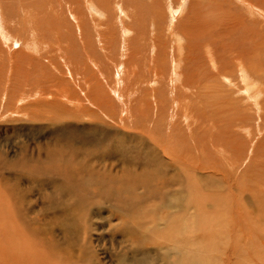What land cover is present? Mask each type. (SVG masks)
<instances>
[{"label": "rangeland", "instance_id": "obj_1", "mask_svg": "<svg viewBox=\"0 0 264 264\" xmlns=\"http://www.w3.org/2000/svg\"><path fill=\"white\" fill-rule=\"evenodd\" d=\"M246 1L0 0V204L13 189L3 165H14L12 195H24L37 224L65 208L76 225L65 236L56 221L42 238L62 248L72 240L74 256H51L37 239L31 249L19 242L22 233L13 241L15 224L0 212L7 255L21 264H264V0ZM42 167L82 177L65 185Z\"/></svg>", "mask_w": 264, "mask_h": 264}, {"label": "bare ground", "instance_id": "obj_2", "mask_svg": "<svg viewBox=\"0 0 264 264\" xmlns=\"http://www.w3.org/2000/svg\"><path fill=\"white\" fill-rule=\"evenodd\" d=\"M231 2V1H230ZM244 4H245V2H243ZM246 5H248L249 7H251V2L248 0V2L246 1ZM251 3V4H250ZM260 3V2H259ZM222 8L225 6L223 3H222ZM252 8V7H251ZM228 9V8H227ZM122 14V13H121ZM228 14V13H227ZM229 16V15H228ZM46 20V19H45ZM134 21V20H133ZM37 22V21H36ZM139 24V23H138ZM228 25V24H227ZM32 26V25H31ZM138 26V25H137ZM195 26H198V28L200 27V31L199 32H197V37L199 38V37H202L201 35H202V27H204L203 25H201L200 23H196L195 24ZM224 26V25H223ZM30 27V26H29ZM189 27V26H188ZM188 27L186 28V29H188ZM230 27V26H229ZM235 27V26H234ZM31 28H35V27H31ZM126 28V27H125ZM146 28H147V26H146ZM223 28V27H222ZM29 29V28H28ZM185 29V30H186ZM232 29V28H231ZM246 29V28H245ZM30 30V29H29ZM41 30V29H40ZM195 31H196V29H194ZM203 30H204V28H203ZM225 30V29H224ZM23 31V30H22ZM35 31H36V28H35ZM99 31V30H98ZM219 31V30H218ZM4 32V31H3ZM6 32V31H5ZM24 32V31H23ZM36 32H39V31H36ZM36 32H34L35 34H36ZM56 32H58V31H56ZM156 32V31H155ZM187 32V31H186ZM210 32V31H209ZM227 32H228V30H227ZM241 32V31H240ZM33 33V32H32ZM212 33V32H211ZM232 33V32H231ZM8 34V33H7ZM58 34V33H57ZM227 34V33H226ZM241 34V33H240ZM243 34V33H242ZM245 34V33H244ZM4 35H6V34H4ZM195 35V34H194ZM207 35V34H206ZM211 35V34H210ZM209 35V36H210ZM213 35V34H212ZM211 35V36H212ZM35 37H36V35H34ZM193 36V35H192ZM226 36V35H225ZM2 37V36H1ZM8 37V36H7ZM57 37V36H56ZM196 37V38H197ZM204 37V36H203ZM28 38V37H27ZM42 37H40V39H41ZM179 38H180V36H179ZM198 38L196 39V40H198ZM57 39L58 38H56V41H57ZM200 39V38H199ZM203 40L202 41H204V39H205V37L204 38H202ZM6 40V39H5ZM195 40V41H196ZM201 40V39H200ZM244 40H245V38H244ZM244 40H242V41H244ZM63 41V40H62ZM153 41V40H152ZM199 41V40H198ZM201 41V42H202ZM242 41H241V43H242ZM128 43V42H127ZM160 43V42H159ZM34 44V43H33ZM240 45V44H239ZM242 45V44H241ZM245 45V43H243V46ZM246 45H247V43H246ZM250 46V45H249ZM179 47V46H178ZM177 47V48H178ZM196 47V46H195ZM239 47V46H238ZM195 49V48H194ZM251 49V48H250ZM60 51V50H59ZM40 52V51H39ZM187 53H188V51H186ZM189 52H190V50H189ZM250 52V51H249ZM247 54H248V51L246 52ZM240 54V53H239ZM44 55V54H43ZM238 55V54H237ZM243 55V54H242ZM242 55H240L239 56V58L240 59H237V58H235L236 59V64H237V66H236V68H235V70L237 69V71H239L238 72V76H240V78H243V80H242V84L244 85L243 86V92H244V95H245V99L246 100H251L252 99V95H251V86L250 85H248L249 83L248 82H246V80L248 79L247 77H248V75H249V72L248 71H250V69H247L246 68V64H245V60L247 59V58H245L244 56H242ZM24 56V55H23ZM45 56V55H44ZM41 57V56H40ZM187 57H189V56H187ZM34 58V57H33ZM45 58V57H44ZM229 58V57H228ZM37 59V58H36ZM47 59V58H46ZM232 59H233V57H232ZM216 61H217V59H215ZM229 60V59H228ZM248 60V59H247ZM54 61V60H53ZM225 62V61H224ZM224 62H223V64H224ZM195 63V62H194ZM217 63H219V61L217 62ZM230 64V63H232V62H230V60H229V62H227V64ZM247 63V62H246ZM222 64V66H224ZM226 64V63H225ZM233 64V63H232ZM245 64V65H244ZM218 65H220V64H218ZM220 67V66H219ZM248 67H249V65H248ZM232 68H234V66L232 67ZM218 69V68H217ZM230 69V68H229ZM189 70V69H188ZM220 70L221 69H218V70H216V72L218 71L219 73H220ZM197 71V70H196ZM227 71H228V69H227ZM194 72V71H193ZM204 72V71H203ZM172 73V72H171ZM192 73V72H191ZM219 73H216V74H218V75H220ZM225 73L226 72H224V74H222V75H225ZM210 75V74H209ZM207 77H208V74H207ZM215 77V76H214ZM225 77V76H224ZM252 76H250V78H251ZM211 78V79H210ZM210 82H212L213 81V75L211 76L210 75ZM225 78H227V77H225ZM252 79V78H251ZM207 80V79H206ZM156 81V80H155ZM208 81V80H207ZM250 81V80H249ZM188 82V81H187ZM185 83H186V81H185ZM202 83V82H201ZM252 83H256V82H254V81H252ZM257 84V83H256ZM186 85H188L187 83H186ZM217 85V84H216ZM222 85V84H221ZM255 84H253V87H255L254 86ZM37 86V85H36ZM203 86H204V84H203ZM210 86V85H209ZM208 86V87H209ZM215 87V86H214ZM236 87V92L237 91H239L238 89H241L242 87H238L237 85L235 86ZM19 89V88H18ZM32 89V88H31ZM43 89V88H42ZM202 90V89H201ZM217 91V90H216ZM259 91V90H258ZM258 91H256V92H254L253 94L256 96V97H259V95H260V93L258 92ZM227 92V91H226ZM218 93V92H217ZM229 93V92H228ZM208 94V93H207ZM241 94V93H240ZM203 95V94H202ZM263 95V94H262ZM261 95V96H262ZM226 96H228V95H226ZM41 97V96H40ZM255 98V97H254ZM259 98H261V97H259ZM256 99V98H255ZM249 100V101H250ZM263 101H264V99L263 100H260V101H258V106L260 105H262V103H263ZM259 106V108L258 109H260L261 107ZM180 112V111H179ZM212 112V111H211ZM215 112V111H214ZM181 114V113H180ZM25 115V114H24ZM179 116V115H178ZM40 119V118H39ZM44 119V118H43ZM3 158V157H2ZM6 164V163H5ZM9 164V163H8ZM7 165V164H6ZM12 167H14V165H11L10 167H7V166H5V165H3V168H5V170H7V172L8 171H10V172H8V174H7V176L4 178L5 180H2V181H4V183H5V187H6V189L7 188H10V186H8V182L10 181V183L12 184V187L11 188H13L12 189V191H7V193H5V194H8V196L10 195V197H9V203H8V201L7 202H5V201H2V204H0V212L2 213H4V215H5V217H6V219H8V220H10L12 223H14L15 225H14V231H12L11 229H10V231H11V235H10V237H12V240L13 241H15V240H17L18 238H20V236L21 235H23V237H21L18 241L20 242H22V243H24V245L25 244H27L28 246H30L29 248L31 249L33 246L32 245H30L31 243V241H32V239H37L38 241L37 242H40V243H38V244H40V246L41 245H43V244H48L49 245V248H50V253H48L49 255H56V254H62L63 256H68L69 258H71L72 256H74V253H73V251H72V249L70 248L69 249V247H71V245L73 244V242H72V240L70 239L69 241H66V246H69V247H65V248H62L60 245H58L59 243H57L56 241H52V240H50V241H48V242H45V241H43V237H46L47 235H49L50 237H51V235L53 236V232H54V228H53V226H54V224H55V222L57 221V222H64V223H61L62 225H64V235L66 236V235H69V233H70V231H73L72 230V228H74L75 229V224H73L72 222H71V225H68V222L69 221H72V217L71 216H69V213L66 211V210H62V209H65V208H62L61 209V211H55V212H53L52 213V215H47L48 213H45L41 218H42V224H43V226H41L40 224H37V220L34 218V216L32 215V216H30V215H28L27 214V211H29V210H26V209H24V207H23V205L21 204V202L22 201H24L25 200V198H24V195L23 194H18L17 196L18 197H16V196H13L12 195V193L13 194H16L19 190H18V188H17V186H18V184H16V182H18V181H20V179H21V176H12V177H10L11 175H12V173H14L15 171H13L14 169H12ZM23 168V167H22ZM50 169V173H53V174H55V175H51V177L52 178H54V176L55 177H60L63 181V183L66 185V184H69L70 183V181H72V182H75V181H77L78 179H79V177H82V176H79L78 174H77V171H81V170H76V172H70L68 169H66V168H62L63 169V174H60V175H57V168L55 169V168H46V167H42V168H40V170L38 171V174H41V173H39L40 171L41 172H47L48 170ZM61 169V168H60ZM17 170V169H16ZM71 170V169H70ZM1 171V170H0ZM87 171V170H86ZM90 171V170H89ZM30 172V171H29ZM31 172L33 173V172H36V170L35 169H32L31 170ZM19 175V174H18ZM57 175V176H56ZM3 176V175H2ZM31 176V175H30ZM36 176V175H35ZM50 177V178H51ZM88 178H89V176H88ZM13 181H15V183L13 182ZM81 181V180H80ZM20 185V184H19ZM20 188V187H19ZM71 189V188H70ZM61 190V189H60ZM1 192V191H0ZM2 193V192H1ZM12 196V197H11ZM1 197V196H0ZM7 196H5V198H6ZM46 197V196H45ZM17 198V199H16ZM22 198H23V200H22ZM15 200V201H14ZM44 200L45 201H48L49 200V198H44ZM1 202V201H0ZM60 204H61V202H60ZM59 205V204H58ZM2 206V207H1ZM15 206H18V208L19 207H21V208H19L18 210H17V212H16V214H18V219H17V221L15 222L14 221V215H15V213H14V211H13V209L15 208ZM63 206V205H62ZM62 206H60V207H62ZM75 206L77 207V210H79L80 211V206H79V204H75ZM27 207V206H26ZM82 207V206H81ZM56 208V207H55ZM59 210V209H58ZM47 215V216H46ZM45 218H47L48 220H49V222H47L46 221V219ZM44 221V222H43ZM1 224H3V225H5L3 222H2V220H1ZM10 224V223H9ZM57 225V224H56ZM12 228H13V226H12ZM9 231V232H10ZM0 233H2V232H0ZM20 233H22L21 235H20ZM14 238H15V240H14ZM47 239V238H46ZM51 239V238H50ZM18 241H16V243H19ZM15 243V244H16ZM3 245L4 244H2V240L0 239V255L1 254H4V257L6 258L5 260H11V261H13L14 263H18V264H21L22 262H21V260L22 259H20V262H17V259H19V257L18 256H15L14 255V253H12V252H10V254L9 255H7L6 254V250H7V245H4L5 246V248L3 247ZM42 247V246H41ZM29 248L28 249H25V248H23L24 250H28L29 251ZM17 250V249H16ZM33 252H34V250H32ZM30 252V251H29ZM53 252V253H52ZM52 253V254H51ZM26 254H28V253H26ZM29 254H31V253H29ZM41 255V254H40ZM35 257H36V255H34ZM18 257V258H17ZM26 257H27V255H26ZM28 257H29V255H28ZM33 257V256H32ZM55 257V256H54ZM60 257V256H59ZM30 259H31V257H30ZM57 259H58V257H57ZM37 260V259H36ZM190 260L191 259H189V257H183L182 258V264H189V262H190ZM19 261V260H18ZM200 261V260H199ZM2 262V261H1ZM197 262H198V258H197ZM55 263H58L57 261L55 262ZM54 263V261H53V259H52V264H55ZM60 263V262H59ZM13 264V263H12ZM41 264V263H40ZM60 264H62V263H60Z\"/></svg>", "mask_w": 264, "mask_h": 264}]
</instances>
